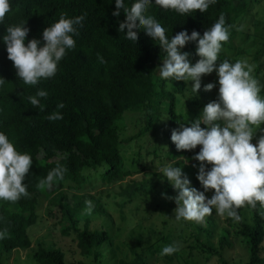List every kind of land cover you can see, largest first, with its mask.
Segmentation results:
<instances>
[{"label": "trees", "instance_id": "obj_1", "mask_svg": "<svg viewBox=\"0 0 264 264\" xmlns=\"http://www.w3.org/2000/svg\"><path fill=\"white\" fill-rule=\"evenodd\" d=\"M127 2L130 6L131 0ZM249 7L248 0H216L203 13L196 10L184 16L153 6L148 14L165 27L169 37L181 30L189 34L195 30L202 35L223 15L230 27L229 40L222 47L229 48L234 25L247 14ZM113 11L115 0H11V11L0 25V36L8 26L25 21L29 29L25 44L33 38L42 41V31L61 15L84 16V20L82 26H77L79 34L74 37L75 48L68 50L59 62L56 75L36 86L25 85L17 78L5 45L0 41V77L6 81L0 87V132L9 137L18 151L28 153L33 159L22 182L27 184L28 196L16 202L0 201V230H7L6 238L0 240V260L8 259L14 251L32 250L30 229L38 220L36 211L43 199L48 204L47 214L52 218L59 214L64 223L60 228L62 236L74 234L79 254L92 257L94 264H98L101 256L97 249L109 243L110 232L91 230L89 225L92 216L104 212L99 201L89 193L74 194L69 205L66 191H83L89 174H97L106 185L130 176L133 172L124 169L120 157L122 145L146 133H157L160 128L164 129L161 137L165 144L160 152L164 151L168 161L180 157L190 161L199 151V145L194 150L177 151L170 140L171 131L180 127L176 96L184 93L185 82L176 81L167 91L169 80L158 79L155 75L165 59L163 49L143 29L136 32V44L127 40L118 30L125 13L121 10L119 17H114ZM182 51L191 54L190 63L199 59L195 54V42L187 43ZM98 56L103 58V63ZM222 56L220 53L217 64L224 60ZM38 89L48 92L46 99L41 98L43 110L34 108L27 99ZM61 102L64 107L57 109L56 105ZM53 111H59L63 119L49 121L46 117ZM129 111L142 113L144 126L132 137L121 138L123 118ZM189 123L190 120L184 126ZM57 164L67 169L63 180L50 189L41 187L39 181ZM164 186L170 194L176 195L166 179ZM192 186L203 191L195 177ZM135 191L134 187H129L125 199H130ZM89 200L93 204L91 215L85 212V201ZM246 208L251 214L249 222L244 220L241 208L238 209L241 221L225 216L227 227L219 234L217 249L200 242L197 237L196 248L214 257L218 264H228L222 251L231 247L229 239L233 231L246 249L245 264H264L261 256L264 208L259 202L256 208L248 205ZM81 222L82 228L79 227ZM197 229L200 231V226ZM204 232L209 234L208 230ZM130 252L129 259L121 258L117 264H147L140 253ZM31 258L37 264H87L81 260L66 263L61 249H45L41 245L32 250Z\"/></svg>", "mask_w": 264, "mask_h": 264}, {"label": "clouds", "instance_id": "obj_2", "mask_svg": "<svg viewBox=\"0 0 264 264\" xmlns=\"http://www.w3.org/2000/svg\"><path fill=\"white\" fill-rule=\"evenodd\" d=\"M216 0H115L114 17H119L121 10L125 19L119 23L118 30L125 38L136 44V32L143 29L165 53L162 66L156 69L161 80L191 81V90L195 94L201 89V77L216 73L215 83L203 85V91H211L217 87V98L207 103L198 118L188 126L180 125L173 129L170 140L179 150H194L199 145V151L192 157L198 162L196 180L203 191L191 185L182 167L174 166L176 159L165 162L157 171L175 190V197L161 193L162 198L172 199L176 207L173 210L176 221H194L200 223L213 210L216 214L227 216L234 221H241L238 209L245 205L257 207L259 202L264 208V134L251 143L257 129L264 133L260 125L264 123V89L253 77L252 69L245 60L231 62L227 59L218 61L222 44L229 40V27L225 17L219 16L210 28L201 35L193 30L179 31L169 37L166 29L148 10L157 6L163 10H172L180 15H188L199 10L207 11ZM11 11V0H0V25ZM84 16L68 18L61 15L59 19L42 31L41 39H30L25 44L29 32L25 21L8 26L0 36L7 52V58L16 69V76L25 85L36 86L42 80L54 77L59 62L68 50L76 46L77 26H82ZM195 42V54L199 59L190 63V53L182 51L187 43ZM103 63V58L98 56ZM0 77V87L5 84ZM48 92L38 89L35 95L27 97L35 108L40 107L41 98L46 99ZM64 104L58 103L57 109ZM49 121L63 119L59 111H53L46 117ZM201 125H204L201 127ZM255 129V131H254ZM185 164L183 157L179 158ZM32 157L20 152L4 133L0 132V201L16 202L21 197L28 196L27 184L22 183L29 172ZM210 165V167H208ZM67 169L60 164L48 171L46 177L39 181L41 187L52 188L56 182L63 180ZM212 190L207 197L205 194ZM92 202L85 201V212L91 215ZM7 230H0V240L5 239ZM179 250L176 245H166L160 255H172Z\"/></svg>", "mask_w": 264, "mask_h": 264}, {"label": "rangeland", "instance_id": "obj_3", "mask_svg": "<svg viewBox=\"0 0 264 264\" xmlns=\"http://www.w3.org/2000/svg\"><path fill=\"white\" fill-rule=\"evenodd\" d=\"M248 3L249 11L234 25L230 47H222L220 53L224 60L247 61L253 77L264 85V0H248ZM155 75L160 79L157 72ZM216 79L215 71L202 75L201 89L196 94L190 88L191 81H184V93L176 96V111L181 116L180 125L198 118L203 107L217 98L218 86L211 91H203L204 84L215 83ZM171 84L176 85V80L172 82L169 80L166 83L167 91H170ZM260 94L264 96V89ZM123 122L121 138H130L143 129V114L129 111ZM260 128L264 129V123ZM162 131L164 129L160 128L157 133H146L129 144L122 145L120 157L124 169L133 172L130 176L106 185L101 183L97 174H89L87 186L83 191H66L69 205L72 204L71 196L74 194L89 193L99 201V206L104 212L92 216L89 225L91 230L106 229L110 232L109 243L97 249L101 256L98 264H117L121 258L129 259L131 250L140 253L147 264H218L214 257L196 248V237L200 242L217 249L219 234L222 228L227 227L226 217L216 214L213 210L212 214L206 216L200 223L176 221L173 214L176 207L174 200L161 196V193H165L168 197H175L166 190L165 179L157 171L166 161L170 162L164 151L160 152L161 147L165 145L161 137ZM262 134L264 133L257 129L251 143L255 145L256 139ZM197 163L190 160L185 164L178 159L174 166L182 167L192 185L193 178L196 177V168L192 165ZM140 169L142 171L137 173ZM129 187H134L136 191L130 199H125L124 194ZM211 194L212 190H209L205 195L210 198ZM47 213L48 204L42 199L36 211L38 220L30 229L32 250L37 245L45 249L59 248L65 255V262L81 260L87 264H94L92 257H82L79 254L74 234L62 236L60 228L64 223L60 220L59 214L52 218ZM241 213L244 220L249 222L251 214L246 205L241 208ZM197 226H200V231ZM79 227H83V222ZM205 230H208L209 234H206ZM229 241L231 247L222 251L223 258L228 264H245L246 249L239 243V237L235 232L231 231ZM173 244L179 247L177 252L172 255H160L164 246ZM32 250L14 251L8 259L2 258L0 262L37 264L31 258ZM261 256L264 257V240L261 244Z\"/></svg>", "mask_w": 264, "mask_h": 264}]
</instances>
